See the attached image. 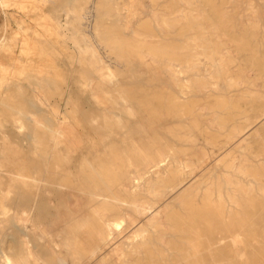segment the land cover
<instances>
[{"label": "bare ground", "instance_id": "bare-ground-1", "mask_svg": "<svg viewBox=\"0 0 264 264\" xmlns=\"http://www.w3.org/2000/svg\"><path fill=\"white\" fill-rule=\"evenodd\" d=\"M45 1L0 0V8L4 7L8 10L15 8L25 12L28 6L32 5L42 11ZM150 1L152 2L151 12L148 14L150 29L144 33L133 30L131 33L133 43L126 42L123 31L117 29L114 34L120 32L121 38H109L110 33L104 31L109 35L108 37L103 35L102 39L106 38L105 41L111 50L119 51L123 55L126 51L124 58L127 60H129L128 57L133 60L132 56L139 62L144 60L150 66H158L159 71L168 77L170 82L175 81L170 85V88L172 87L170 95L174 97L170 99V95L165 93L152 92L144 101V96H138L135 99L136 103L145 105L147 110L144 111V115L139 113L141 117L132 124L130 115L133 116V113L136 112L132 104L133 93L130 97H126L120 91H113L115 88L112 90L113 92L108 91L105 88V83L108 81H96L91 78L89 81L92 84L91 87L96 86V88H91L92 91L89 90L90 97L97 106L102 105V109L87 120L88 126L95 129L100 139H108L110 144L120 142L122 145L121 142L127 141L143 144L147 146L146 153L142 156L140 154L141 157H138L140 160L137 163H133L135 156L132 157V161L129 156V159H121L123 166L121 164H117L116 168L115 165L111 166V168L114 167L111 169L112 174L103 169V171L100 170L99 167L104 166V161L97 167L81 160L82 163H78L79 166L76 168L73 164L74 161L79 158L85 161L88 156L87 153L80 150L82 140L80 141L81 137L77 138L76 136L77 129L68 122L66 116L62 117L64 114L61 111H52L50 115H47V118L45 117L46 119L40 120L35 111H31L30 108H38L42 99L34 96L33 102L21 100L20 115L15 122L21 125V129L26 125L32 129L31 133L27 134V140L30 141L29 147L32 154L31 159H33L31 161L33 163L35 161L36 165L32 167L33 170L29 169V166L26 168L21 147L16 142L10 141L8 136H2L0 140V170L6 172L8 179L5 180L4 172L3 175L0 173V264H59L58 258L62 249L60 250L58 242L56 244V237L54 238L49 232L43 233V243L34 239V244L29 246L31 242L25 234L27 229H25V222L30 221L33 227L35 226V221L33 223L30 219L26 220V214L34 207L35 198L39 197L41 193L39 191L41 185L49 188L45 191L46 196L50 194L58 196L60 199L64 194L72 196L69 203L67 202L65 205L61 203L58 206L59 212H57L62 214V222L67 225V231L70 233V237L65 238V247L72 255V264H77L82 256L88 259L89 264L93 262L100 264H161L166 262L165 264H168L171 257L176 258L178 249L176 244L183 242L176 241V244L173 242L170 244L167 242L168 238L174 237L177 240L189 238L194 232L198 219L204 218L205 221H209L212 212L219 213L231 208L264 206V25L262 26L264 21L260 11L257 9L253 14L246 15L247 20L252 23L251 31H248L250 26L248 29L244 28L247 30L235 31L234 28L237 26H233L235 18L230 20L232 16L229 19L223 10H217L221 8L217 5L215 14H211L214 17L212 19L200 11L201 9L198 10L197 6L193 7V4L188 0L179 1L192 7L189 10L190 15H185L175 2V5L172 2V5L162 6L160 4L162 0ZM208 2L210 6L207 4ZM208 2L206 5L210 8L212 2L210 0ZM133 4L135 5L136 2ZM162 7L170 10V13H165ZM139 10H134L133 15L140 14ZM129 11L131 13V9ZM197 11L200 14L197 15ZM31 12L33 11L31 10ZM74 12L78 17L84 15V13L76 12V8ZM211 12L214 13L213 10ZM45 13L39 16L44 25L37 24L43 29L40 28L44 33L41 32L42 35H51L54 31L51 21ZM108 15L103 13L101 17H106V19L107 16L108 19L110 16L112 17L111 14ZM121 15L116 17L117 27H122ZM208 19L211 20L207 21ZM130 22L132 21L130 20ZM110 32L112 31L110 30ZM18 35V30H13V40L11 41H16ZM76 36L78 37V35ZM20 41L23 43L22 50L25 60L19 65L5 66L0 69V105H5L4 107H11L15 104L16 96L12 94L18 93L21 89L18 83L20 77L23 76L24 79V76L29 75L36 79L41 78L43 81L44 77L53 75L57 78L59 74L47 53L50 50L46 51L45 47L43 49L25 37ZM155 41L159 42L156 44ZM8 48V46L5 47V49ZM94 64L98 65V63ZM142 65L139 63L140 67ZM99 66L101 67V65ZM101 68V71L104 70ZM127 68L129 69V66ZM150 69L152 71V68ZM140 74L138 73V75ZM180 78L183 84H178L177 79ZM158 81H160L159 78ZM176 87L180 88L179 92L175 91ZM4 89L7 100L3 96ZM36 89L38 90V88ZM21 93L20 95L24 96L22 91ZM38 115L40 116V113ZM252 130H254L253 135L244 140L247 132ZM68 138L72 140H70L71 145H69ZM91 147L94 148L92 145ZM96 147L98 148V146ZM27 149L29 151V148ZM154 149L157 151L156 156L153 154ZM120 150L116 152L122 153L124 149ZM133 150L135 151L134 148ZM141 150L144 152L143 149ZM98 151L100 150L98 149ZM107 153L110 154L109 151ZM134 154L136 155V153ZM28 155L25 156L30 157ZM120 157L123 158V156ZM167 158H171L174 166L169 170L167 179L162 178L163 176L158 179L147 177L152 168H155L156 172L161 171L159 165ZM92 159L90 158L91 162ZM100 159L102 161L101 157ZM100 159L99 162H101ZM209 159L218 161L217 168L219 169H208ZM95 160L97 159L94 158V162ZM130 162L132 163L130 164ZM181 164L187 165L192 174L197 173L199 179L196 180L193 187L183 192L178 200L179 210L168 209L171 212L169 213L167 209L162 208L161 201L165 191L175 190L179 186L177 184L180 173L178 166ZM106 165H110L109 162ZM31 187L38 189L35 196L34 190H30ZM16 189L20 191L21 201L15 198ZM44 201L45 199H42L36 208L39 213L43 214L47 210ZM19 203L26 204L29 210L20 211L17 208ZM145 219L147 221L144 223ZM36 223L38 222L36 221ZM40 225L43 226L44 223L43 225L40 223ZM8 227L10 230L14 229L15 232L7 234L9 233L6 232ZM52 228L50 227V229ZM40 233L42 234V232ZM195 245L193 246L195 247ZM108 246L113 247L110 257L100 258L102 255L100 252ZM193 253L192 255H194ZM66 255L69 256V254ZM178 255L180 257V254ZM62 257L65 256L62 255Z\"/></svg>", "mask_w": 264, "mask_h": 264}, {"label": "rangeland", "instance_id": "rangeland-1", "mask_svg": "<svg viewBox=\"0 0 264 264\" xmlns=\"http://www.w3.org/2000/svg\"><path fill=\"white\" fill-rule=\"evenodd\" d=\"M188 1L191 4H193V7L197 6L196 8L198 10L201 9L200 11L204 12L208 18H212V19L214 17L211 14H215L214 11L218 7H221L217 10H220V11L223 10V12L228 15L229 19L232 16V18L230 20H233L235 18L234 23H233L234 27L237 25L234 28L235 31L247 30L249 28V26H250V28L248 29V31H251L252 30V28H251L252 23L247 20L246 15L248 16V15H250V13L253 14L257 9L260 11V13L262 15L261 17L263 18V21H264V0H214V1L210 0V2H212L211 7H214V8H211V7L209 8V6H210V4L208 2L209 0H188ZM133 2L134 3L136 2V4L134 5ZM172 2L174 5L176 3V6L180 7L184 11L185 15L186 14L190 15L191 12H189V10L192 9V7L180 2L179 0H171V1L170 0H162L160 2V4L162 6H166L167 4L172 5ZM206 2H208L207 4H209V6L206 5ZM215 2H217V3H215ZM204 5H206V6H204ZM137 6H139V7H137ZM255 6H257V7H255ZM75 8H76V12H80L81 14L84 13V15H82L84 17H82V16L78 17L77 14L74 12ZM140 8H141V10H139ZM151 8H152V2L150 0H46L44 3V7L42 9L43 12L39 11L38 9H36L32 5L28 6L27 11H25V12L20 10V9L17 10L15 8H9V10L7 8H4V7L0 8V61H2V62H0V69H2V67H5V66L16 65V64L19 65L22 61L25 60V56H23L24 53L22 50L23 49V47H22L23 43L20 41V40H22L23 37H25L26 39L31 41V43L39 45L43 49L45 47L46 51L50 50L47 53L51 57V59L53 60V64H55L54 66H55V69L57 71V74L59 73L57 78L55 76L51 75V77L53 79L50 76L49 77L47 76V77L43 78V81L41 78L36 79L33 76H29V75L24 76V79L22 78L23 76L20 77V79L18 80V83H19V86L21 89L18 93L12 94L13 96L14 95L16 96L15 104L11 107H7V106L4 107L5 105L4 106L0 105V131L2 132V133L0 132V140H1L2 136L4 137L6 135V136H8L10 141L16 142V144H18L21 147L22 156L24 158V164H25V166L27 165L26 168L29 166V169L33 170L32 167H35V165H36L35 161H34V163L31 161L33 159H31L32 154L30 153V147H29L30 141L27 140V134H30L31 133L30 131L32 129L31 128L29 129V127L27 125L22 127V129H21V125H19L17 122H15V120L20 115V111H21V107H20L21 103L20 102H21V100L33 102L35 97H38L40 100L42 99L41 103H39L38 108L37 107H31L30 110L35 111L36 116H38V118L40 120L46 119L48 117L47 115H50V113L52 111H55V110L59 111V112L61 111V113L64 114V115L61 114L62 117L66 116L68 118V122L72 126H74L75 129H77L76 136H77V138L81 137L79 140L80 141L82 140V142H81L82 144L80 143V150H81V152H83L85 154L87 153L88 156H87V159L85 161L82 158L75 160L73 163L75 165L74 167L78 168L79 164L82 162H85V163L87 162L89 164L92 163L93 165L98 167L104 161V163H103L104 166L101 165L99 167L100 170L103 169L104 171L112 174L111 169L114 167L116 168L117 164H121L123 166V162L121 159H129L128 156L131 158L133 156H135L133 158H135V159L137 158V159L136 160L134 159L135 162L133 161V163H137V161L140 160L139 158L143 154L146 153L145 151L147 150L146 149L147 146L143 145V144H138V143L127 141V142H121L123 145L122 146L120 144V142L110 144V142H109L110 140L100 139V137H99L98 133L95 131V129H92V127L88 126L87 120L92 115L98 113V111L100 109H102V105L97 106L95 101L90 97L91 96L90 91H92V89L96 88V86L93 88L91 87L92 84H91V82H89L91 80V78L95 79L96 81L97 80H103V81L105 80L104 82L108 81V83L107 82L105 83V86H106L105 88L108 91H112L115 88L113 91H120L126 97H130L133 93L132 104L134 107L133 109L136 112L133 113V116L130 115V123H132V124L137 122L138 118L141 117V115L139 116V113L143 114L144 111L147 110L145 105H143V104L138 105L136 103L135 99L138 96H140V95L144 96V101H146L145 100L146 97L149 96L152 92L160 93V94L165 93L167 95H170L172 93L171 92L172 87L170 88V85H172V83H174L175 81L170 82L171 80H169L168 77H166L165 75H163L159 71L158 66H155V65L150 66V64L144 62V60H142V61L140 60V62H139L138 60H135L132 56H131V58L133 60H131L129 57H128L129 60H127L126 58H124L126 51L124 52V55H123V54L119 53V51L111 50L108 43L105 41L106 38L102 39L104 36L108 37L109 33H110L109 38H113V39H114V37L121 38L122 35L120 32H118L120 34L117 33L118 36H116L117 34L116 35L114 34L117 32V30H120V31H123V34H124L123 37H126V39L125 38H122V39H125L126 42L128 41V43H133L134 42L133 36L131 34L133 30H138L141 33H144V31H148L150 29V27H149L150 18L148 16V14L151 12ZM130 9H131V13L129 11ZM133 9L139 10L140 14H137V15H140V16L137 17V15H133V11H134ZM209 9H210V11L213 10L214 13H212V12L210 13ZM238 9H239V11H238ZM252 9H254V10H252ZM31 10L33 12H31ZM162 10L165 13H170V10H167L164 7H162ZM227 11H229V12H227ZM249 11H251V12H249ZM236 12H237V14H236ZM42 13H45L51 21L52 28L54 31L51 35H48V34L42 35V34H44L41 31L42 28L38 26V24H41L43 22L40 19L41 17H39L42 15ZM103 13H106L107 15L111 14L112 17L110 16L109 19H108L109 15L107 16V19H106V17L105 18L101 17V14H103ZM125 13H128V14H125ZM119 14L120 15L122 14L121 15L122 16L121 20H123L121 22L122 27L116 26V22H117L116 17ZM198 14H200V13L197 11V15ZM174 15H172V16H174ZM130 20L132 22H130ZM209 20H211V19H208L207 21H209ZM38 21H41V22H38ZM74 22H75V24H74ZM125 22H126V24H124ZM203 22H205V21H203ZM3 24H4V26H3ZM123 24H124V26H123ZM41 25H44V24L42 23ZM53 25H55V26H53ZM245 25H247V26H245ZM263 25H264V22H262V26ZM36 26H38V27H36ZM2 27H5V28H3L4 30L2 29ZM246 27H247V29H244ZM76 28L80 29V31H78V29H76ZM98 28H100L101 30ZM236 28H237V30H236ZM5 29H6V31H5ZM13 30L14 31L18 30V32H19V35L17 36L16 41H11V40H13L12 39L13 38L12 37V31ZM110 30L112 32H110ZM263 30H264V28H263ZM104 31H107L109 33L107 34V32L105 33ZM39 32H40V34H39ZM41 32H42V34H41ZM98 32L101 34L99 35ZM56 34H57V36H56ZM74 35H75V37H74ZM76 35H78V37ZM127 36H128V38H127ZM82 37H83V39H82ZM55 38H57V39H55ZM78 38H80L81 40ZM82 40H84V41H82ZM125 40H124V42H125ZM93 41H95V42H93ZM1 42H4V43L1 44ZM157 42H159V41H155L156 44H157ZM60 43H61V45H59ZM84 43L87 45H85ZM7 46L9 48L5 49V47H7ZM83 47H84V49H83ZM11 48H13V49L11 50ZM86 48H88V49H86ZM89 48H90V50H89ZM92 48L95 52L92 50ZM82 49L85 51H83ZM107 49H109V50H107ZM81 52H82V54H81ZM109 52H110V54H109ZM93 54H95V55H93ZM9 55H11V57H8ZM51 55H53V56H51ZM122 55H123V57H122ZM92 58H94V59H92ZM95 59H96V61H95ZM120 59H122V60H120ZM81 60L82 61L84 60V62H82ZM1 63H3V64H1ZM84 63H86V64H84ZM93 63H98V65L97 64L93 65ZM126 63H128V64H126ZM139 63H140V65H141V63L143 65L140 67ZM82 64H84V65H82ZM103 64H104V66H103ZM105 64H106V66H105ZM99 65H101V67L104 70L101 71L100 70L101 67ZM127 65L129 66V69L127 68L128 67ZM97 67H99V68L97 69ZM150 68H152V71ZM145 69H147L148 71ZM94 70H96L97 72ZM98 70H100V71H98ZM130 71H132V72H130ZM143 72H145V73H143ZM138 73L139 74L141 73V74L138 75ZM155 73H156V75H155ZM150 74H152V75H150ZM161 75H163V76H161ZM100 77H101V79H100ZM49 78H50V80H49ZM153 78H154V80H153ZM158 78L160 81H158ZM161 79H162V82H161ZM165 79L167 81L168 80L169 81L167 82ZM86 80H88V81H86ZM39 81H40V83H39ZM177 82H178V84H183V82L181 81V78L177 79ZM258 83L261 84V82H258ZM93 84L95 85V83H93ZM38 86L40 87V89ZM120 86H122V87H120ZM35 87L38 88V90ZM116 87H117V89H116ZM53 88H55V89H53ZM126 89L128 90V92ZM4 91H5V89L3 90V92ZM21 91L23 92L24 96H21L22 95ZM123 91H124V93H123ZM175 91L179 92L180 88L176 87ZM20 93H21V95H20ZM39 94H40V96H39ZM3 96H4V99L7 100V98H5V92L3 93ZM173 97H174L173 95H170V99H172ZM2 99H3V97H2ZM42 105H45V106H42ZM48 109H50V110L48 111ZM74 109H75V111H74ZM39 113H40V116L38 115ZM68 113H70V114H68ZM76 113H78V114H76ZM134 116H135V118H134ZM75 123H77V124H75ZM28 131H29V133H28ZM253 133H254V130L250 131L249 133L247 132V134L244 136L243 139L244 140L249 139V137L252 136ZM93 135H95L96 137ZM68 140H69L68 141L69 145H71L70 144L72 141L71 138H68ZM131 144H133L132 146L135 149V151L133 150ZM91 145L94 148H92ZM96 146H98V148ZM99 146L101 147L102 150L100 149ZM111 146H113V148H111ZM27 148H29V151ZM95 148H96V150H95ZM104 148H105V150H104ZM116 148H117V150H116ZM130 148H132V151H130L131 150ZM98 149L101 152L98 151ZM111 149H113L112 153H110ZM114 149L117 152H119L118 150H120V149L123 150L122 151L123 154L121 152L117 153ZM141 149H143L144 152ZM103 150H104V152H103ZM138 150H140L141 152ZM96 151H97V154H96ZM108 151L110 153L109 155L111 158L109 157V155L107 153ZM102 152H103V154H102ZM198 152H200V149H198ZM104 153H106V154H104ZM134 153H136V155ZM156 153H157V151H155V149H154L153 154L155 156H156ZM112 154H114V155H112ZM140 154H141V156H140ZM25 155L26 156L28 155L30 157H26ZM89 155H91V156L89 157ZM120 156H123V158H121ZM25 157H26V159H25ZM100 157L102 158V161H101ZM27 158H29V159L27 160ZM90 158L91 159L93 158L92 162H91ZM94 158L97 159V160H95L96 163L94 162ZM133 158L131 159V161L133 160ZM99 159L101 162H99ZM25 160H26V162H25ZM81 160H82V162H81ZM107 160H109V161H107ZM169 160L171 162V158H169V159L167 158L164 160V162L160 163L159 166H160L161 171L156 172L155 168H152L153 170L152 169L150 170L149 174H147V177L153 178V179H156V178L158 179V178H161V176H163L162 178L167 179L169 177V170L174 168V166L172 165V162L171 163L168 162ZM108 162L110 165H106V164H108ZM131 163L132 162H130V164ZM208 164H209L208 169H210V170L219 169V168H217L219 166V162L214 160V159H209ZM107 166H110V167H107ZM111 166H114V167L111 168ZM104 167H107V168L104 169ZM109 169H110V171H109ZM178 169L180 170L179 171L180 172L179 177L177 180V182L179 181V183H177L179 186H177V188L175 190L168 189L167 191H165V195H164L165 197L163 196L162 201H161L162 208L167 209V211L169 213H171L169 210H172V211H178L179 210L178 200L182 196L183 192H186V191H188L189 188L193 187L194 184L196 183V180L199 179L198 178L199 176H197V173L192 174L190 168L189 167L187 168V165H185V164L179 165ZM187 172H188V174H187ZM0 173L4 174V175L3 174L2 175L4 176L5 180L8 179L6 177L7 174H5L6 173L5 171L0 170ZM6 183H8V182L6 181ZM39 189H41V190H39V191H41V193H40L39 197L37 196L35 198L36 200H35L34 207L32 209H30L32 211V213L28 209L26 204L19 203L17 205V208L20 209V211L23 209L29 210L28 213L26 214V220L30 219L33 221V223L35 221L34 227L30 221L27 223L25 222V229L27 228L25 230L26 231L25 234H27V238L31 242L29 244V246H32L34 244V239H38L41 243H43V238H42L43 235L45 233L49 232L51 235L54 236V238L56 237L55 238L56 244L58 242L60 244V250L62 249L61 250L62 254L60 253V256H59L60 260L58 258V263L62 264V262H63V264H72V255L70 254L69 251H67V249L65 247V238L66 239L69 238L70 233L67 231V225L62 222V219H63L62 214L57 213V212H59L58 206H60L61 203L64 205L67 204V202L72 199V196L71 195L69 196V194H66V196H65V194H64L63 198L60 199L58 196H53L50 194L48 196H46L45 191L49 190V188L45 185H43V186L41 185V187ZM30 190L31 191L34 190V196H35V193L38 192L37 188L33 189L31 187ZM15 198L20 199L19 201L22 200L21 199L22 197H20L19 189H16ZM42 199H45L44 202L47 205L48 211L46 210V213H45L47 216L43 213H39L38 209H36L37 206L42 202ZM60 200H62V201H60ZM219 213H220V215H219ZM219 213L218 212H212V214L210 215L209 221H205L204 218L198 219L196 221V224H195L196 226L194 228V232H193L194 234L192 233V235L189 236V238L185 237V238H180V240H177L174 237L173 238L169 237L167 242L170 244H172L171 242H173V244H176V241L177 242L183 241V242L176 244L178 246L177 247L178 252L176 251V256H175L176 258L173 259V257H171L172 259H170V261H168V264H173V263L174 264L175 263L176 264H178V263H180V264H188V263L192 264L191 262H194L193 264H264V206L252 207V208L251 207L231 208V209H227L225 211H220ZM212 216H214V217H212ZM36 217H38V218L36 220H34ZM36 221L38 223H36ZM146 221H147V219L144 220V223ZM202 221H203V223H202ZM40 223L42 225L44 223V225L41 226ZM54 223H55V225H54ZM51 224H52V226H51ZM38 225H40V226H38ZM207 225H208V227H207ZM43 227L47 231H45ZM50 227L51 228L53 227V228L50 229ZM11 230H10V227H8L6 232H9V233H7V234H12L15 232V231H13L14 229H11ZM40 232H42V234ZM65 233H66L67 237L65 236ZM198 235L200 236L199 238H198ZM206 235H207V237H206ZM58 238H60L61 240ZM174 239H176V240L174 241ZM196 239H197V241H196ZM185 241H186V243H185ZM187 242H190V243L188 244ZM197 243H199V244H197ZM192 244L193 245L196 244L195 247ZM111 248H113V247L112 246L104 247L102 249V251L100 252V255L102 253L100 258H104V259L109 258L111 253H112ZM201 249H203V250H201ZM186 250H188V251H186ZM195 251L196 252L198 251V252L196 253ZM192 253L194 255H192ZM66 254H69V256ZM178 254H180V257ZM62 255L65 257L63 258ZM61 257H62V259H61ZM84 257L83 256L80 257V259H79L80 261L77 264H80V263L81 264L82 263L83 264H89L90 262L88 261V259H86V257L85 258ZM69 258H71V259H69ZM171 261H175V262L171 263ZM165 263L166 262H163L161 264H165ZM91 264H100V263L99 262H93Z\"/></svg>", "mask_w": 264, "mask_h": 264}]
</instances>
